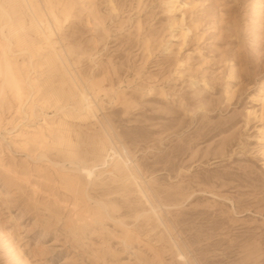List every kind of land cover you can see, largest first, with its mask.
<instances>
[{
    "label": "rangeland",
    "instance_id": "374dc122",
    "mask_svg": "<svg viewBox=\"0 0 264 264\" xmlns=\"http://www.w3.org/2000/svg\"><path fill=\"white\" fill-rule=\"evenodd\" d=\"M177 1L73 0L17 57L40 91L0 98V264H264V0Z\"/></svg>",
    "mask_w": 264,
    "mask_h": 264
},
{
    "label": "bare ground",
    "instance_id": "6f19581e",
    "mask_svg": "<svg viewBox=\"0 0 264 264\" xmlns=\"http://www.w3.org/2000/svg\"><path fill=\"white\" fill-rule=\"evenodd\" d=\"M14 3H18L19 5ZM258 3H260V1ZM66 4L70 5L71 9H74L73 0H0V75L3 76L0 98L3 93V88L5 86L9 87L17 103V113H22L25 116H30V114L35 115L34 110L36 104L31 94L40 91V88L36 87L37 80L32 78L30 74L21 76V74L17 73V57L26 53L29 54L30 59L34 58L39 51V45H46V47H50V49L54 48L56 44L53 43V37L55 35L54 26H60L58 10L60 12ZM169 4L172 5L170 7V12L176 13L180 7V5H177L178 1L169 0ZM177 21V18L174 17L171 22V27H174L178 23ZM183 36L186 37L187 33L184 32ZM12 39H15V43L19 49L18 51L21 54L16 53L17 51L16 48H13ZM49 57L47 60L50 62L53 61V56ZM31 64V66H33V62H31ZM25 88H27L28 92H24ZM86 93L87 92L83 91V99L85 102L88 101ZM30 102L31 104H29ZM43 124L46 126L45 130H48L51 134L54 127L50 126L46 121ZM58 127L68 132L66 123ZM5 131L7 132V130ZM15 132L16 131L7 132V134L10 136L9 139H13L12 142L17 141V145L19 146H26L29 143L41 144L46 139L43 128L31 130L29 132L31 135L26 138L24 132L13 135ZM0 137L2 141L8 139L3 135H0ZM64 142L70 143V138L68 136L58 137L59 145ZM77 167L79 171H85L88 175L90 174L84 167L80 165H77ZM0 169L10 174L12 178L20 180V176L9 168L1 159ZM77 183L78 182L75 183L73 193L75 197H81V186ZM72 213L74 215L76 214L74 210H72ZM82 220H86L85 217ZM0 243L5 244L1 236ZM7 247L15 257H18L13 246L9 245Z\"/></svg>",
    "mask_w": 264,
    "mask_h": 264
}]
</instances>
